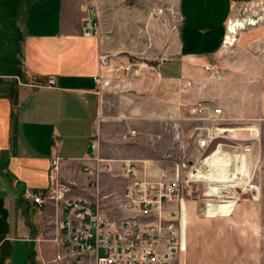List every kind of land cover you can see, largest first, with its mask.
<instances>
[{"label":"rangeland","instance_id":"374dc122","mask_svg":"<svg viewBox=\"0 0 264 264\" xmlns=\"http://www.w3.org/2000/svg\"><path fill=\"white\" fill-rule=\"evenodd\" d=\"M34 1L0 0V65L10 73L20 69L25 13ZM250 1H244L246 4L235 9L233 21H228L224 39L216 50L205 53L196 49L200 53L196 55L206 57L207 62L195 63L188 78L191 81L188 89L177 88L176 91L172 83L162 81L161 101L155 104L150 101L153 94L147 89V83L153 88V79L158 82L154 68L174 61L181 47L182 0L64 1L66 18L77 20L85 16L83 36L88 15L85 6L94 10L99 24L96 38L101 43V57L97 77L108 83L102 87L96 84L102 94L99 126H104V137L98 147L100 154L97 152L100 161L92 159V166H87L89 169L85 171L89 175L88 196L92 200L88 202L98 203L107 220L118 221L120 204L137 178L152 183H177L182 188L181 205L168 204L167 213L173 209L183 211L182 204L186 200L196 203L200 213L208 214L210 205L223 202L231 204L232 210L237 201L243 202L257 191L259 225L264 227V116L259 104L254 103L262 93L258 87L262 79L258 71L264 62L263 58L251 56V51L240 55L234 52L237 35L254 32L264 23V0L247 4ZM231 23L244 26L230 35ZM50 78L55 86H48L56 87V79ZM183 100H186L183 106L187 104L185 109L180 105ZM199 104L209 111L222 109L224 121L217 127L219 134L224 129L234 130V133H222L204 154L200 153L197 140L201 130L210 126L194 118L193 110ZM177 132L180 138L175 137ZM218 151L220 153L213 156ZM209 156L208 161H204ZM214 157L229 164L231 176L236 178L234 188L220 185L222 191L218 196L210 197L215 184L204 182L202 176L209 173ZM127 165L134 168L135 175L126 174ZM96 176L99 192L90 185ZM72 184L74 192L75 184ZM182 251L181 246L180 253ZM50 259L53 260L42 264H72L59 243Z\"/></svg>","mask_w":264,"mask_h":264},{"label":"crops","instance_id":"0c3cea01","mask_svg":"<svg viewBox=\"0 0 264 264\" xmlns=\"http://www.w3.org/2000/svg\"><path fill=\"white\" fill-rule=\"evenodd\" d=\"M64 1L36 0L28 6L20 69L10 73L0 67V260L4 258V264L54 259L50 257L57 249L62 211L55 205L41 211L25 195L27 189L41 196L48 193L54 160H59L61 177L75 184L72 197L92 201L85 168L92 166V145L99 147L104 137V126H99L102 94L94 81L100 71L101 43L83 36L85 16L65 17ZM244 1L249 0H182L181 47L174 61L154 68L158 82L153 79V88L147 83L153 94L150 101L160 103L162 81L172 83L176 91L188 89L195 63L207 62L196 55L200 54L196 49L216 50L228 21H233L235 9ZM254 30L236 36L234 52L251 51L264 62V23ZM258 72L262 93L254 103L264 116V64ZM50 77L56 79V87L48 86ZM185 103L181 101L182 109ZM258 197L253 191L249 199L215 216L200 213L196 203L186 200L183 251L177 263L264 264Z\"/></svg>","mask_w":264,"mask_h":264},{"label":"built area","instance_id":"2783aa9c","mask_svg":"<svg viewBox=\"0 0 264 264\" xmlns=\"http://www.w3.org/2000/svg\"><path fill=\"white\" fill-rule=\"evenodd\" d=\"M87 8L85 36L99 35L98 21L94 10ZM99 87L108 85L100 76L95 77ZM50 86L55 81L48 80ZM198 107V108H197ZM194 110V118L207 122L210 127L201 130L197 146L201 154L206 153L211 144L220 139V123L224 121L222 109L208 108L199 104ZM180 132L175 137L180 138ZM93 157L99 153L98 145H92ZM212 156V155H211ZM209 157H206V161ZM59 160L52 162L49 174V190L41 196L27 189L25 195L33 204L43 210L49 204L60 207L62 221L60 225L59 246L72 264H176L181 251L182 211L173 209L167 213L168 204L182 203V188L177 183H152L143 180L134 181L120 204L118 221L107 220L97 204L71 197L73 184L62 179ZM88 167H86V170ZM133 167L127 165L128 176L135 175ZM98 175V174H97ZM92 189L99 192L98 176L90 182ZM59 257L58 259H61ZM47 264V263H44Z\"/></svg>","mask_w":264,"mask_h":264},{"label":"bare ground","instance_id":"6f19581e","mask_svg":"<svg viewBox=\"0 0 264 264\" xmlns=\"http://www.w3.org/2000/svg\"><path fill=\"white\" fill-rule=\"evenodd\" d=\"M243 26L244 25L241 24V23H238V24L231 23V26L229 28V34L230 35H235L236 34V31H237V28L238 29L239 28H243ZM228 41H229V39H228ZM246 130L249 131V132H251V133L254 131L253 129H246ZM238 131H240V130H238ZM221 132L222 133H227V132L234 133V130H227V129L225 130L224 129V130H221ZM232 135H234V134H232ZM217 150H219V149H217ZM219 153L220 152L218 151L215 154H213V156L214 155L216 156V154L218 155ZM217 158L218 157H216L214 159L213 163H211L210 166L208 165L209 166V173L208 174H204L202 176L204 182H206L208 184H215L214 187H213V190H212L213 193L210 195V197H212L214 194H216L218 196V194L220 193V191H222V187L220 185H222L225 188H234L233 180L236 178L234 176H233L234 178H232L231 173H230V170L228 169L229 168V164L222 163V161H220V159H217ZM206 163H204V165ZM200 171L204 172V170H200ZM227 203L228 202H223L221 204L219 203L218 205H210V206L208 205L209 206L208 213L210 215H212V216L213 215L215 216V215L220 214V213H227L232 208V205L229 204V203L227 204Z\"/></svg>","mask_w":264,"mask_h":264},{"label":"trees","instance_id":"16d2710c","mask_svg":"<svg viewBox=\"0 0 264 264\" xmlns=\"http://www.w3.org/2000/svg\"><path fill=\"white\" fill-rule=\"evenodd\" d=\"M0 67H2L1 65H0ZM3 68H4V66H3ZM4 258H2L1 260H0V264H4Z\"/></svg>","mask_w":264,"mask_h":264}]
</instances>
